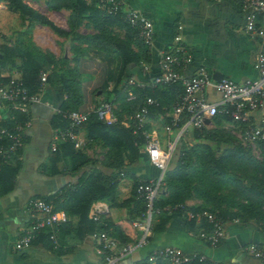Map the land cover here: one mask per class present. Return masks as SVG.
Segmentation results:
<instances>
[{
  "label": "crops",
  "instance_id": "obj_1",
  "mask_svg": "<svg viewBox=\"0 0 264 264\" xmlns=\"http://www.w3.org/2000/svg\"><path fill=\"white\" fill-rule=\"evenodd\" d=\"M82 1L88 7H95L97 2ZM122 1L124 8L137 11L152 24V46L146 50V58L137 35L119 18L100 20L89 15L83 16L78 18V26L74 27L73 33L84 36L97 35L101 30L107 32L114 40L123 43L131 56H134L135 60L125 63L120 52L79 44L71 41L70 36H58L45 26L28 23L19 14L8 11L5 0H0V48L8 44L16 52L12 57L7 54L4 59L0 54V84L21 78L18 52L28 44L41 54L50 56L53 61H64L57 63L55 71L57 75H61L65 68L71 71L69 76H73V80L67 77L66 81L69 80L77 90L76 111L89 115L95 106L107 101L112 107L114 120L120 117V122L125 121L127 108L141 105L144 97L148 96L145 91L147 89L154 93L158 100L155 102L160 105L151 113L146 124L158 129L162 126L165 108L174 101L177 90L152 92L149 82L158 72L160 53L173 44L174 37L180 39L191 58L190 63L179 71L183 76L189 77L197 67H203L213 83L217 82L212 79L214 73L236 84L255 79L253 60L264 47L259 39L244 33L243 18L235 0L216 4L209 0ZM22 2L63 32H70V11L48 9L46 0ZM42 74L46 77L48 72ZM128 81H131L130 84ZM39 86L35 93H31L38 95V101L29 104L25 112L15 110L7 103L0 104V131L24 124L21 147L9 167L0 172V264H101V259L95 253V241L90 238V232H85L88 226L82 225V222L80 224L78 214L67 215L62 210L58 211L64 215V221L59 224L57 233L61 249L53 250L49 242L40 236L28 247L14 251L13 247L22 229L30 221V215L25 209L26 202L30 199H44L53 203L56 201L59 206L64 205L68 192L73 191L82 174L98 176L103 188L112 185V194L110 199L92 201L84 216L87 221H91L90 216L95 207L107 210L101 221L107 222L108 232L115 244L112 251L117 252L139 235L131 225L139 209L131 199L132 182L146 181L155 177L157 172L142 152L138 160L128 161L123 158L122 172L118 176L115 172L111 173L114 171L111 157L116 149H110L99 140H89L84 127L76 132L84 144L79 148L80 152L71 144L55 142L52 139L54 131L62 129L64 125L58 112H61L60 105L65 94L60 81H45ZM124 86H129L128 91L135 93V103L128 102L121 95ZM205 97L209 101H217L213 84L206 89ZM263 114L264 108L253 112L251 117L254 122H258ZM212 119L204 128L205 134H214L215 137L224 134V139H235V125L230 120L220 117ZM190 135L186 136L188 147L193 144L214 145L213 141L194 139ZM1 144L0 136V146L3 147ZM52 145L55 151H51ZM78 153L89 160L86 165L80 164L82 160ZM13 168L15 171L11 173ZM169 168H173L171 163ZM167 196L168 192L162 187L159 202L162 204ZM183 204L188 208L208 207L201 198L191 193L184 198ZM156 223L157 218L153 217L151 225ZM197 225L186 222L182 214L174 212L162 231H151L144 246L121 259L118 264H167L152 263L149 260L151 253L164 247L176 248L184 254L200 255L211 264H260L243 250L247 245H255L264 251V232L259 231L253 222L226 221L224 238L214 249L208 248L198 238Z\"/></svg>",
  "mask_w": 264,
  "mask_h": 264
},
{
  "label": "built area",
  "instance_id": "obj_2",
  "mask_svg": "<svg viewBox=\"0 0 264 264\" xmlns=\"http://www.w3.org/2000/svg\"><path fill=\"white\" fill-rule=\"evenodd\" d=\"M211 3H221L227 0H209ZM238 3V12L243 18V31L250 37L257 38L264 47V0H235ZM98 10L107 15H120L121 20L136 32L146 50H150L153 40V27L149 20L132 9L124 8L122 0H97ZM190 56L184 50L180 39L173 38V44L160 53L158 58V72L149 82L151 89L168 87L174 83L181 86V93L171 104L166 113V123L162 124L161 132L165 135L160 143L158 130L145 129L149 108L156 107L155 101L145 98L142 105L130 118L133 124L132 133H139L143 138V152L149 165L157 172L155 177L146 181H139L135 194L143 202V211L132 221V227L139 233L136 240L126 244L117 252L112 238L104 230L97 229L90 234L95 241V253L101 259V264H118L119 261L130 256L137 248L144 246L151 232V221L160 211H169L167 208L154 207V201L161 193L164 173L167 171L171 160L177 151L180 141L188 131H199L205 127L204 120L210 121L214 117L230 120L236 125L234 137L243 146H253L264 143V114L258 122H254L251 114L264 108V48L253 60L255 79L242 84L233 83L227 79H220L213 83L205 68L197 67L193 75L185 77L180 74V69L188 65ZM40 85L45 82V74L39 76ZM131 81H128L130 84ZM211 84L217 94V101L212 102L205 97V91ZM134 95L127 91L126 100L131 101ZM38 101L37 94H30L23 86L20 79L8 80L0 84V104L7 103L13 109L25 112L28 105ZM96 118L105 125L115 122L112 116V107L109 103L101 102L94 107ZM59 118L66 124L64 128L57 129L52 139L58 143H71L75 149L83 146V142L76 136L77 129L83 124L88 114L76 110L58 112ZM127 127V123L123 122ZM24 124L13 129H3L0 136L9 142L6 148L0 146V156L12 155L21 147V137ZM173 133V136H172ZM162 144V146H161ZM51 151H55L54 145ZM25 209L30 215L29 224L22 229L13 249L20 251L34 242L42 230H46L47 240L53 250L60 248L57 233L59 224L64 221V215L54 211L50 203L39 199H30L26 202ZM105 208L95 207L90 219L97 227L104 226L101 217L107 213ZM188 219L196 224L204 221L207 231H200L198 238L205 245L214 249L224 238V222L207 211L196 213L186 212ZM236 223V221H234ZM244 252L264 264V251L255 245H247ZM149 260L152 263L166 262L168 264H188L197 260L201 262L204 257L197 254H184L173 247H164L151 253Z\"/></svg>",
  "mask_w": 264,
  "mask_h": 264
},
{
  "label": "trees",
  "instance_id": "obj_3",
  "mask_svg": "<svg viewBox=\"0 0 264 264\" xmlns=\"http://www.w3.org/2000/svg\"><path fill=\"white\" fill-rule=\"evenodd\" d=\"M5 2L7 3L8 11L19 14L30 24L34 22L45 26L58 36H70L71 41L78 42L79 44L97 46L106 51L120 52L124 59V63L130 60H135L134 56H131L127 51V47L124 46L123 43L121 44V42H117L105 31L101 30L97 35L84 36L73 33L74 27L76 25L78 26V18L88 15V17H94L100 20H111L116 17L119 18L127 28H129L121 20V16L118 14L107 15L94 6H86L82 0H46L45 5L48 9H52L53 11H58L60 9L70 11L68 15L70 32L67 33L57 28L44 16L28 7L22 2V0H5ZM129 29L133 30L131 28ZM134 33L136 34L135 31ZM139 41L144 49L143 55L146 58V48L140 39ZM30 48L31 47L26 44L25 49L18 52V57L21 61L19 66L21 71L20 80L22 81L23 86L30 94L35 93L40 87L38 74L40 72H48L45 81L53 83H55V81H60L62 90L65 94V99L60 105L61 112L76 110L75 106L77 105L78 97L76 98V88L72 86V83L69 81L73 80V76H69L71 75V71L68 69L66 70L65 68L61 75H57L55 67H57L58 61H53L50 56L43 55L34 48ZM0 49L2 50L0 54H2L3 59L7 54L8 57H12L16 53L14 48L8 44ZM45 58L49 60V63L46 62ZM63 62L64 61H59V63ZM59 66H61V64ZM67 77L69 79L68 81H66ZM174 88L177 90V94L173 99L175 101L181 93V86L178 83H174L168 87L153 88L152 92L158 90L165 93L174 90ZM129 89V86L123 87L124 91L121 95H123L124 99L126 97V92ZM145 91L148 96L144 97V99L149 97L154 101L157 100V97L153 95L154 93H150L147 89H145ZM131 93L134 95V99L128 102H134L136 99L135 93ZM106 103L109 102L106 101ZM141 105L137 106V108L136 106H129V108H127L129 118L126 117L127 119H125V121L120 122V117H118L111 125H105L99 121L92 111V113L87 116L86 121L79 126V128L84 127L87 129L89 140H99L103 145L110 149H116L113 153V157H111L112 165H114V171L111 173L115 172L117 176L119 175L118 173L122 172L120 170L123 158L128 161L141 158L138 149L141 147L143 150V138L137 132L132 133L133 124L130 119ZM159 105L160 104L158 103L157 106ZM157 106L149 108L148 118L155 109L159 108ZM170 106L168 105L165 108V113L161 119V121H163L162 124L167 121L166 113ZM123 122H126L128 126H123ZM63 124L62 128L66 125L65 123ZM205 127H207V124ZM144 128L148 130L150 129L146 123ZM204 128L199 131L193 130L190 132V136L192 138L194 136V139L204 138L213 141L214 145L211 147L209 145L193 144L188 147V144H186L187 135L180 141L177 151L171 160L173 168L168 167L163 176L162 187L168 192V198L164 199L162 204L159 202V198L154 202V207L159 209L167 208L169 211L163 210L154 216L157 218V223L152 226L151 231H162L170 215L174 212L180 215L182 214L186 219V222L195 223L194 220L188 219L185 213L207 211L221 219L224 223L229 220L236 221V223L251 221L259 231L264 232V156L262 160H258L249 153V147L241 145L236 138L232 139L234 141L232 142L227 138L224 139V134H220L218 137H215L214 134H205ZM8 142L9 141L5 137L2 138L1 145H3V148L7 147ZM258 145L261 149H264V143H259ZM19 149H17L12 155L5 154L4 156H0V172L9 167L8 165L10 161L15 158ZM80 150L81 149H79L78 152H80ZM142 155L145 156L143 153ZM78 156L82 160L80 163L81 165H86L89 162V160L84 158L80 153H78ZM229 165H234L236 170L233 173L227 170V166ZM11 171V173H14L15 168ZM138 182L139 181L134 180L131 188V199L135 201V204L139 207L137 217L143 211V202L141 199H138L135 194V188ZM72 190V192H68L66 203L61 206L57 205L56 201L53 203V201L49 202L44 199L39 200L50 203L54 211L62 210L67 215L78 214L80 224L82 222V225H86V227L88 226L85 232L92 233L94 230L101 229L107 232L110 236L106 221H102L104 226L97 227L95 222L87 221L84 215L92 201L110 199L113 190L112 185L103 188L98 176L93 174L86 175V173H84L79 177L76 186ZM219 190H224V193L219 194ZM190 193L201 198L208 207L188 208L184 206L183 200L186 196H189ZM197 226L199 230L198 233L200 231L208 230V226L204 221L200 222ZM116 234H118V230H116ZM40 236L42 239L47 240L46 230H42L38 237ZM188 264L211 263L206 260L201 262L194 260Z\"/></svg>",
  "mask_w": 264,
  "mask_h": 264
},
{
  "label": "rangeland",
  "instance_id": "obj_4",
  "mask_svg": "<svg viewBox=\"0 0 264 264\" xmlns=\"http://www.w3.org/2000/svg\"><path fill=\"white\" fill-rule=\"evenodd\" d=\"M60 18H61V16H60ZM128 116L129 115H127V118H128ZM123 118H125V117H123ZM212 120H214V118ZM157 130H158L159 141H160V143H163V141H164V137L163 136L165 135V133L161 132V128H158ZM219 130H221V129H219ZM188 134H190V130L188 131ZM172 136H173V133H172ZM232 142H234V141L232 140ZM186 144H188V143H186ZM161 146H162V144H161ZM80 148H82V147H80ZM248 149L250 151L249 153L251 155H253L255 158H257L258 160H262L263 159L264 149H261L258 144H254L253 146H250ZM138 150H139V153L143 152L141 147ZM227 170L229 172L233 173L236 169H235L234 165H229V166H227ZM222 193H224V190H219V194H222ZM159 196H160V194L157 196L155 201L159 198Z\"/></svg>",
  "mask_w": 264,
  "mask_h": 264
},
{
  "label": "water",
  "instance_id": "obj_5",
  "mask_svg": "<svg viewBox=\"0 0 264 264\" xmlns=\"http://www.w3.org/2000/svg\"><path fill=\"white\" fill-rule=\"evenodd\" d=\"M212 79H214L215 81H219L221 79V76L220 74L214 73L212 74ZM207 123H208V120H204V124H207Z\"/></svg>",
  "mask_w": 264,
  "mask_h": 264
}]
</instances>
